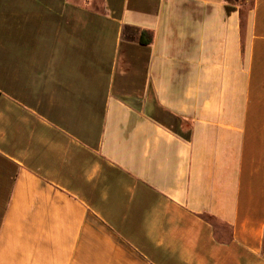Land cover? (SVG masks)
Instances as JSON below:
<instances>
[{
  "label": "crops",
  "instance_id": "0c3cea01",
  "mask_svg": "<svg viewBox=\"0 0 264 264\" xmlns=\"http://www.w3.org/2000/svg\"><path fill=\"white\" fill-rule=\"evenodd\" d=\"M0 264H264V0H0Z\"/></svg>",
  "mask_w": 264,
  "mask_h": 264
},
{
  "label": "trees",
  "instance_id": "16d2710c",
  "mask_svg": "<svg viewBox=\"0 0 264 264\" xmlns=\"http://www.w3.org/2000/svg\"><path fill=\"white\" fill-rule=\"evenodd\" d=\"M151 39H152V36L147 30L141 31L140 38H139V41L141 43H144V44L149 43Z\"/></svg>",
  "mask_w": 264,
  "mask_h": 264
},
{
  "label": "rangeland",
  "instance_id": "374dc122",
  "mask_svg": "<svg viewBox=\"0 0 264 264\" xmlns=\"http://www.w3.org/2000/svg\"><path fill=\"white\" fill-rule=\"evenodd\" d=\"M248 4H250V2H248Z\"/></svg>",
  "mask_w": 264,
  "mask_h": 264
}]
</instances>
